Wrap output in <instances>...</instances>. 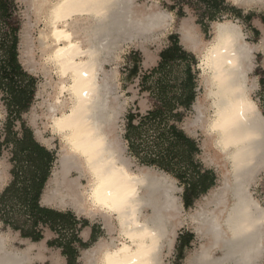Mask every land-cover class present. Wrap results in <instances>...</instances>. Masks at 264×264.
<instances>
[{
  "label": "bare ground",
  "instance_id": "6f19581e",
  "mask_svg": "<svg viewBox=\"0 0 264 264\" xmlns=\"http://www.w3.org/2000/svg\"><path fill=\"white\" fill-rule=\"evenodd\" d=\"M230 1L246 10L264 8V0ZM32 6L44 22L37 38L42 64L58 79L46 117L61 152L42 202L101 218L110 237L84 250V263L165 264L177 228L189 221L200 246L185 264H264V206L254 191L264 172V113L254 98L257 77H251L256 53L264 54V26L258 43L248 42L243 26L230 19L213 21L208 41L193 24L182 27L184 46L199 50L205 92L195 108L212 163L222 169L219 185L185 216L168 174L134 171L125 159L117 95L112 97V75L105 71L121 44L146 37L172 14L135 8L133 0H34ZM72 171L77 177L70 181ZM7 177L0 160V190ZM37 256L34 243L18 248L16 235L0 230V264H31Z\"/></svg>",
  "mask_w": 264,
  "mask_h": 264
},
{
  "label": "trees",
  "instance_id": "16d2710c",
  "mask_svg": "<svg viewBox=\"0 0 264 264\" xmlns=\"http://www.w3.org/2000/svg\"><path fill=\"white\" fill-rule=\"evenodd\" d=\"M199 1L209 5L204 14L208 21H215L224 12L240 14L225 0ZM16 2L0 0V101L7 111L5 128L0 131V155L3 146L10 145L11 163L14 164L11 170L13 180L0 196V221L34 242L43 239L42 229L49 227L58 238L48 244L62 249L67 264H77L80 248L88 246L79 237V220L72 211L62 212L40 205L56 158L52 151L36 140L23 120V114L35 101L38 79L25 70L19 59L22 23ZM185 2L188 0H174L180 6L177 14L183 16L181 4ZM170 9L174 8L170 6ZM256 35H259L258 31ZM197 66L196 55L181 45L179 37H171L170 45L160 53L158 65L141 77L140 91L147 94L149 109L144 113L139 109L129 110L123 134L127 152L137 163L159 169L176 179L183 188L182 200L187 209L216 181L214 171L205 169L200 160L199 142L183 127L198 97ZM256 73L260 86L259 101L264 113V71L256 70ZM17 122L22 127L21 137L13 131ZM12 200H19L23 205L27 217L25 224L31 223L27 227L29 229L25 225H16L7 211ZM81 226L86 228L88 222L82 221Z\"/></svg>",
  "mask_w": 264,
  "mask_h": 264
},
{
  "label": "rangeland",
  "instance_id": "374dc122",
  "mask_svg": "<svg viewBox=\"0 0 264 264\" xmlns=\"http://www.w3.org/2000/svg\"><path fill=\"white\" fill-rule=\"evenodd\" d=\"M18 13L22 23L23 30V38L20 37V46H19V59L22 63L23 67L26 71H28L31 75L35 76L38 79L37 84V94L35 101L31 107V109L23 114V120L26 125L33 131L36 140L47 147L50 151H52L55 155V162L52 167V171L54 168H58L60 152H61V144L58 138H54L51 129L48 126L49 120L47 119V107L49 106L50 101L52 100L53 84L57 81V76L48 69V66H44L42 64L41 59V50L39 49V42L37 38L39 37V32L44 29V22L39 18L38 13L32 6V2L34 0H16ZM135 8L141 9H151L166 13H171L172 18L169 16L164 19V23L161 26H157L154 31L145 34L146 37H142L133 43L129 41V43H123L119 46L121 50L115 52L113 57V61L105 64V71L107 74L112 75L110 80L112 87V95L117 97V104L119 108V119H118V141L123 148V155L125 159L128 161L129 165L134 171L140 170L147 166H142L137 161L132 158L127 152V144L123 138L124 134V126H125V116L129 110L139 109L141 113H144L149 109V100L147 99V94L141 93L140 82L141 77L144 73L150 71L154 67H156L160 61V53L162 50L167 48L171 43V37H179L181 45L189 52L196 55L199 63V50L194 48H187L183 44V31L182 27L185 24H193L198 32L200 40L208 41L212 38V22L208 21L204 14L209 10V5L207 2L199 1V0H188L185 4H181L183 8V16L177 14L180 10V6L174 3V0H133ZM226 4L230 7L236 8L240 11V14H235L231 12L221 13L219 18L215 21H223L225 19H230L232 21L239 22L243 26V31L246 35V39L250 43H258L262 36L261 26H264V8L252 7L249 10L239 8L234 6L230 0H225ZM170 6L174 9L171 10ZM35 12V13H34ZM38 17V18H37ZM206 19V20H205ZM188 22V23H187ZM27 34H26V30ZM25 30V31H24ZM256 31L259 32V35H256ZM27 35V39H26ZM148 36H151V38ZM117 54V55H116ZM117 56V57H116ZM116 58V59H114ZM256 68L251 74L252 78L256 76V70L264 71V54L261 51L256 53ZM135 66L137 69H135ZM45 67V68H44ZM50 72H49V71ZM197 71V81H198V97L195 101L199 100L203 97L205 88L201 78V72L196 68ZM115 73V75H113ZM51 74V75H50ZM55 80V81H54ZM257 82L259 84V77H257ZM259 90L254 93L255 100H258L259 104ZM2 95L0 94V100ZM189 113L186 122L184 123V129L194 137L200 145L201 155L200 160L204 165L205 169H211L215 173L216 181L215 185H219L220 175H221V167L217 164H213L211 160L213 158L211 142L202 127L201 121L199 119L198 111L195 108ZM263 111V110H262ZM7 116V111L0 101V131L5 128V119ZM13 131L19 134L21 137L22 127L19 122L16 123V126L13 128ZM37 132L41 135V138H38ZM4 136L1 137V140L4 141ZM12 157V148L11 146H3L2 152L0 155V160L6 163V171L8 173V177L6 179V183L4 184V188L10 184L13 180L11 175V170L14 166L11 163ZM152 170L154 168L149 167ZM159 171L156 168L154 171ZM161 171V170H160ZM163 172V171H162ZM167 174V173H166ZM169 175V174H168ZM170 176V175H169ZM69 180L72 181L77 177L75 171H72L68 175ZM175 181L176 191L174 195L180 198L182 204V193L183 188H181L172 176H170ZM3 188V189H4ZM180 188V190H179ZM2 189V190H3ZM254 191L256 193L257 198L261 201L264 206V172L261 173L260 180L258 182L257 187H254ZM209 192V191H208ZM207 192V193H208ZM1 193V192H0ZM206 193V194H207ZM203 194L199 197L202 199ZM197 199L195 204L190 208H185L183 204V209L181 210V214L185 216H189L190 214L195 213L198 209ZM69 200H67L68 202ZM198 201V202H197ZM42 205V203H41ZM44 206V205H43ZM58 207V208H57ZM52 207L49 208L56 209L62 212L73 211L69 207ZM7 211H9L12 217L15 219L16 225L24 226L27 228L30 227L31 223L25 224L26 211L19 200H12L8 207ZM73 213L79 220V224L77 225V231L79 237H82L83 229L81 226L82 221H87L89 228V238L86 240L88 246L85 248H80V257L77 261V264H85L82 259V252L84 249H92L96 246V244L100 241V239L108 240L110 237L107 234L106 229H104L103 222L101 218H97L96 220L90 219L88 216L77 215L74 211ZM86 215V214H85ZM1 218V215H0ZM1 230L13 233H17L11 226H6L0 221ZM29 229V228H27ZM44 240L40 241L39 246H43L42 249V257L40 259L35 260L32 264H51L52 260L58 261L63 257V264H67V258L62 255V249L57 246H50L48 243L50 241H54L58 238L56 232L52 231L49 227H43L42 229ZM177 238L175 239V243L172 251L169 253V250H165L163 255V260L165 264H185L187 256L192 254V252H196L200 246V240H198L196 234L194 233L193 225L191 222H187L185 225L180 226L176 230ZM21 234L18 231L17 238H20ZM84 239V238H83ZM49 241V242H48ZM48 242V243H47ZM25 246H22L24 248ZM78 247V245H77Z\"/></svg>",
  "mask_w": 264,
  "mask_h": 264
},
{
  "label": "crops",
  "instance_id": "0c3cea01",
  "mask_svg": "<svg viewBox=\"0 0 264 264\" xmlns=\"http://www.w3.org/2000/svg\"><path fill=\"white\" fill-rule=\"evenodd\" d=\"M52 174V173H51ZM51 176V175H50ZM50 178V177H49ZM48 181H49V179H48ZM48 181H47V183H48ZM47 183H46V186H47ZM9 186V184L2 190H0V196L2 195V193L4 192V190L7 188ZM214 187V186H213ZM45 189H46V187L44 188V190H43V193H44V191H45ZM43 193H42V195H41V198H40V205H41V203H42V205L41 206H45V207H50V206H52V207H57V205H46V204H44L43 202H42V196H43ZM58 208V207H57ZM70 209H72L71 207H69ZM73 210V209H72ZM77 215H81V216H85V217H87L85 214H79V213H77L75 210H73ZM72 211V212H73ZM88 218V217H87ZM0 230H1V227H0ZM1 231H3V230H1ZM15 231V230H14ZM90 230H89V228H85V229H83V232H82V237H80L84 242H87L86 240L89 238V234H90V232H89ZM3 232H6V231H3ZM11 233H13L12 231H10ZM6 233H8V232H6ZM18 233V232H17ZM17 233H14L16 236H17ZM85 233H86V235H85ZM84 238V239H83ZM86 239V240H85ZM22 240H24L23 242H20V241H22ZM44 240V238L43 239H41L40 241H43ZM40 241H37V242H34L33 240H31L30 238H23L22 236H20V238H17L16 237V247H18V248H22V246H25V247H27V246H29V244L30 243H34L35 244V249H36V252L38 253V256H37V258L35 259V260H37V259H40L41 257H42V249H44V248H42L43 246L41 245V246H39L40 245ZM49 242V241H48ZM47 242V243H48ZM24 247V248H25ZM84 250H86V249H84ZM83 250V251H84ZM39 254H41V255H39ZM82 254H83V252H82ZM82 258H83V256H82ZM34 260V261H35ZM33 261V262H34ZM32 262V263H33ZM31 263V264H32Z\"/></svg>",
  "mask_w": 264,
  "mask_h": 264
},
{
  "label": "water",
  "instance_id": "95a60500",
  "mask_svg": "<svg viewBox=\"0 0 264 264\" xmlns=\"http://www.w3.org/2000/svg\"><path fill=\"white\" fill-rule=\"evenodd\" d=\"M155 169V168H154ZM157 170H159V169H157ZM160 171V170H159Z\"/></svg>",
  "mask_w": 264,
  "mask_h": 264
}]
</instances>
